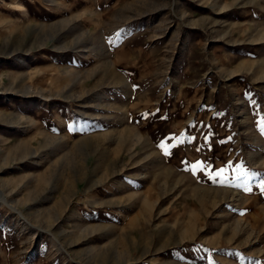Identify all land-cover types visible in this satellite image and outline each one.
Returning <instances> with one entry per match:
<instances>
[{"label":"rangeland","instance_id":"obj_1","mask_svg":"<svg viewBox=\"0 0 264 264\" xmlns=\"http://www.w3.org/2000/svg\"><path fill=\"white\" fill-rule=\"evenodd\" d=\"M262 118L264 0H0V264H264Z\"/></svg>","mask_w":264,"mask_h":264},{"label":"snow or ice","instance_id":"obj_2","mask_svg":"<svg viewBox=\"0 0 264 264\" xmlns=\"http://www.w3.org/2000/svg\"><path fill=\"white\" fill-rule=\"evenodd\" d=\"M166 119V118H165ZM261 123L262 124H264V118H262V120H261ZM72 129H71V127L69 128V131H71ZM262 130H264V129H262ZM173 139H175V138H173ZM189 139V142H191L192 140H194L195 139V137H189L188 138ZM207 136L205 137V141H207ZM181 143H183V141H181ZM221 143L223 144L224 143V141H221ZM175 146V145H174ZM159 147L161 148V149H164V144H160L159 145ZM164 154H165V156H168V155H170L171 153L168 151V150H165L164 151ZM196 167H197V165H193L192 166V169H193V171H195V169H196ZM205 167H209V166H203V164H202V162H201V171H204V168ZM225 171V169H220L219 170V172H217V173H215L213 176H211L210 178L212 179V181L214 182V183H216L217 182V177H219L220 176V174L221 173H223ZM241 180H242V182H246L247 180H248V177L246 176V175H244L243 173H241ZM219 182H221V183H223V180H221V181H219ZM237 186H239V185H237ZM244 191L245 192H250L251 191V189L250 188H248V187H245L244 188Z\"/></svg>","mask_w":264,"mask_h":264},{"label":"crops","instance_id":"obj_3","mask_svg":"<svg viewBox=\"0 0 264 264\" xmlns=\"http://www.w3.org/2000/svg\"><path fill=\"white\" fill-rule=\"evenodd\" d=\"M192 93H196L195 91H193ZM180 103H181V101H180ZM189 107H190V105H189ZM191 124V123H190Z\"/></svg>","mask_w":264,"mask_h":264}]
</instances>
